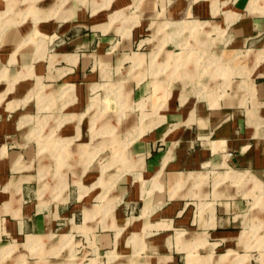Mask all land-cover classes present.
<instances>
[{"label":"crops","instance_id":"0c3cea01","mask_svg":"<svg viewBox=\"0 0 264 264\" xmlns=\"http://www.w3.org/2000/svg\"><path fill=\"white\" fill-rule=\"evenodd\" d=\"M250 1L171 0L166 5L164 0H109L107 6L95 9L101 1L93 0V9L86 13L80 0H71L70 17L52 18L49 3L41 13L47 14L45 19L5 23L0 18V247L29 235H57L73 241L78 229L86 238L93 237L92 248L97 252L135 251L130 238L133 233H144L142 251L153 252L145 254L150 264H187L189 251L209 255L218 238L227 243V251L236 250L232 245L248 248L242 234L252 223H262V219L254 222L262 216L246 211L243 190H237L231 181L216 187L213 173L228 169L248 172L264 187V60L252 75L254 100L241 89L245 77L240 75L231 90L227 89L231 94L212 105L207 94H185L177 86L165 97L167 81L165 86L162 79L152 80V84L145 77L137 81L130 56L134 33L151 21L159 23L148 18L158 17L162 10L172 19L184 13V17H193L190 19L209 20L211 34L215 28L227 31L238 51L264 49V13L250 12ZM5 8L6 0H0V13ZM120 11L128 16L114 20ZM131 16L139 23L126 37L122 27L132 22ZM29 33L48 34L50 39L37 43ZM151 85L153 93L160 92L153 103L147 100ZM120 94H127L128 99L119 100ZM91 103L94 109L108 112L103 123L110 128L119 122L117 113L122 106L136 104L140 110L139 120L130 115L121 123L126 130L122 139L127 135L135 138L125 161L130 169L119 174L106 202L108 207L114 203L110 215L115 223L127 221L118 241L116 225L102 226L103 211L86 222V210L101 204L98 197L105 192L108 177L117 173V168L102 173L103 165L113 158L106 142L119 139V129L99 132L93 138L95 113H91L94 109L87 111ZM69 115L74 116L67 118ZM24 116L29 123L23 128ZM85 125L90 133L84 141ZM102 136L104 140H96ZM38 137L54 142L74 138L73 152L57 154L52 149L41 154ZM84 144L90 149V161L82 172L85 158L79 150ZM105 147L109 148L108 158L105 153L99 158L101 150L92 156V149ZM70 159L72 168L67 163ZM17 163L21 168H15ZM135 163L138 166L133 167ZM222 166L226 167L217 168ZM159 172L157 186L154 180ZM196 172L203 173L198 182L208 176L201 185L179 176ZM70 185L73 192L67 191ZM258 193H250L252 204ZM7 203L11 206L2 210ZM127 206L132 210L125 216ZM77 209L80 223L72 220ZM57 225L73 232H52ZM180 231L184 232L182 240L177 238ZM254 234L248 233V238ZM71 247L63 245L62 249ZM182 252L186 253L184 260Z\"/></svg>","mask_w":264,"mask_h":264},{"label":"rangeland","instance_id":"374dc122","mask_svg":"<svg viewBox=\"0 0 264 264\" xmlns=\"http://www.w3.org/2000/svg\"><path fill=\"white\" fill-rule=\"evenodd\" d=\"M100 1L101 4L98 2L99 5H97L95 9L109 4V0ZM170 1L171 0H164L166 5H168ZM80 2H82L81 4L79 3L80 6L85 8L86 13L91 11L95 5L93 4V0H80ZM155 2L157 3V0H155ZM49 3L52 5L51 12L48 15H52V18H65L72 15L69 6L71 0H65V2L63 0H6V8L0 13V18L1 20H4L5 23L21 22L28 18L34 19V21L41 18L45 19L47 18V14L41 16V13H43L46 7H49ZM63 3L66 4L64 5ZM261 8L264 9V0H259L257 2L255 10H251L250 7L249 10L252 13H264V10L262 11ZM213 13H217V11H214ZM124 15L128 16L124 11L115 13L114 20L122 18ZM183 15L184 13H182L181 16L172 19L168 16L166 10H162L158 17L153 16L148 18L150 20H158L159 23L155 24L151 21L147 27L146 25H142L141 28H138V31L135 33L133 32L134 40L132 41V49L134 52L132 53V56H130V59L132 61V73L137 81L145 77V79L151 81L152 84V80L162 79V84L165 86L167 81L165 97L170 93L171 88L177 86L180 87L185 94H196L199 97H203L207 94L210 103L212 105H217L219 99H226L227 96L231 94L228 90H231L233 87L235 79L242 78L240 75H243L245 78L241 81V89L247 93L250 99L254 100L255 94L252 75L257 64L264 60V49H259L257 51L251 49H247L244 52L238 51L235 49V45L230 42L227 31L221 28H215L213 30L214 34H211L212 28L209 20L190 19L193 17H184ZM130 18L132 22L130 24L126 23L125 26L122 27V34L126 37H129L132 27L139 23V21L136 20V16H131ZM29 38L37 43L41 41L44 44L46 40L50 39L48 34L36 35L34 33H29ZM140 39L142 40L140 41ZM249 61L252 62L251 66ZM159 93V91L153 93V86L151 85V91L149 92L147 100L153 103L157 100V95H159ZM121 98L124 100L128 99L127 94H120L119 100ZM94 108L95 104L91 103L88 106L87 111ZM91 113H95L91 123L92 132L95 134V137L93 136V138H96V135L99 132L113 133L119 129V139L115 137L106 142L107 146L113 151V158L109 163L103 165L102 173L105 175V171L109 168H117V173L111 174L108 177V186H106L105 192L98 197L101 200V204L96 205L92 210H86V222H88L97 211H103L104 217L101 221L102 226L116 225V240L118 241L124 231L127 221H124V223H115L113 217L110 215L114 203L110 207L107 206V203L109 201L110 191L112 190L119 174L130 169V166L125 167V161L127 157V149L135 138L127 135L122 139L126 130H124V124L121 123L130 115H133L134 119L139 120L140 110L137 108L136 104H132L126 108L125 106H122L117 113L119 122H117L112 128H110V124L103 123L104 117L107 116L108 113L104 109L97 107L96 109L91 110ZM73 116L74 115H69L67 118ZM28 123L29 119L24 116L21 120L20 126L24 128ZM118 125L120 126L118 127ZM87 132L90 133V130H88L86 126L84 137L81 140L85 141L88 139L87 137L89 135ZM35 135L37 136V133ZM104 139L105 137L97 138L96 140L101 142ZM38 141L41 146V154H45L46 151L52 149H56L57 154H61L64 150L73 152L74 138L59 140L57 142L39 138ZM87 146L88 144H84L79 150L80 156L85 158V161L81 164L83 165L82 172L85 171L90 161V149H88ZM108 147L103 149H92V156L101 150L99 152V158L100 155L102 156L104 153L107 155L104 157L108 158ZM58 159V162L61 163V156H59ZM67 163L70 165V168L73 167V161L71 159ZM224 164L227 166V163ZM228 165L235 167L232 164ZM134 166L138 165L135 163L133 167ZM226 166L217 168L223 169ZM15 168H21L20 164L17 163ZM200 174L203 173H179V176L182 180L189 181L193 179L192 181L194 184L201 185L206 179H208V176L205 175L204 180L198 182L197 179L200 177L198 176ZM213 174L216 187L227 181H231L233 186L238 187L236 188L237 190H243V195L245 196V200H247L245 203L246 211H256L257 215L262 217L254 222L262 219L261 222L263 224L258 223L255 225V223H252L251 228L247 227V229L244 230L241 240L248 248L244 249L241 245L231 244V247L236 250L229 249L227 251V243L218 238L215 239L216 244L209 255L202 256L206 254L207 251H199L202 255L189 251L187 254V264H264V213L259 214L257 211V209H259L264 212V187L262 186V183L256 176L248 172L237 171L234 169H228L225 172L216 171ZM156 176L154 184L158 186L161 172L157 173ZM47 180H51V177H48ZM74 180H76V177ZM143 182L145 181L142 180V183ZM240 185H242V187ZM73 190H75V188L71 185L67 189L68 192H73ZM255 190L259 191V193L254 195L256 200L252 204L251 201H253V199L250 193H255ZM241 193L238 194L241 195ZM204 205L207 206V204ZM8 206H11V204L7 203L6 207L2 210L7 211ZM210 208H212L211 211H213V207L210 206ZM19 209H15L14 213L18 214ZM131 210L132 208L127 206V212H125L124 215H129ZM72 220L75 223H80L82 221L80 209L75 211ZM68 228L69 227H65L63 229V225H57L52 229V232L62 233L65 232V230L71 232L72 230H69ZM76 228L83 230L84 226L77 225ZM248 233L255 234L254 236L252 235L253 237L251 236V238H248ZM57 237V235L48 238L45 236L43 237L42 235H29L26 236V238L16 241V243L13 241L4 244L0 247V264H150L149 258L145 254H153L149 249L142 251L144 248V233H133L131 236L130 239L135 244V251H94L92 248V246L95 247L93 237L88 235L86 238L82 231L78 229H76L72 235L73 241L64 238L63 236L61 238ZM183 237L184 232L180 231L177 236L178 240H182ZM63 245H71V250L62 249ZM185 254V252L181 253L183 260L185 259Z\"/></svg>","mask_w":264,"mask_h":264},{"label":"bare ground","instance_id":"6f19581e","mask_svg":"<svg viewBox=\"0 0 264 264\" xmlns=\"http://www.w3.org/2000/svg\"><path fill=\"white\" fill-rule=\"evenodd\" d=\"M258 1L259 0H251L250 1L249 7H250L251 10H255L256 9V4H257ZM261 10L263 11L264 9L261 8Z\"/></svg>","mask_w":264,"mask_h":264},{"label":"built area","instance_id":"2783aa9c","mask_svg":"<svg viewBox=\"0 0 264 264\" xmlns=\"http://www.w3.org/2000/svg\"><path fill=\"white\" fill-rule=\"evenodd\" d=\"M230 153V152H229Z\"/></svg>","mask_w":264,"mask_h":264}]
</instances>
